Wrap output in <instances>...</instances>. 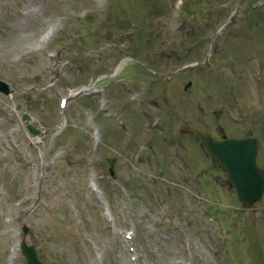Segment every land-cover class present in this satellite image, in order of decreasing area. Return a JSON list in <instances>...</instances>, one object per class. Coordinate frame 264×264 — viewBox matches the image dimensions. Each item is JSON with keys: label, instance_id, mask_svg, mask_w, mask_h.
<instances>
[{"label": "rangeland", "instance_id": "374dc122", "mask_svg": "<svg viewBox=\"0 0 264 264\" xmlns=\"http://www.w3.org/2000/svg\"><path fill=\"white\" fill-rule=\"evenodd\" d=\"M0 80V264H264V0H0Z\"/></svg>", "mask_w": 264, "mask_h": 264}, {"label": "water", "instance_id": "95a60500", "mask_svg": "<svg viewBox=\"0 0 264 264\" xmlns=\"http://www.w3.org/2000/svg\"><path fill=\"white\" fill-rule=\"evenodd\" d=\"M0 92L10 94L9 84L0 80ZM27 118V115H24ZM30 131H38L31 125ZM204 147L210 156L226 171L229 180L236 190L240 202L253 206L264 192V170L256 163L257 142L253 136L243 138L214 139L210 134L202 136ZM110 175L114 177L113 158L108 159ZM27 233V227L23 229ZM21 250L26 258L25 264H44L38 258L35 246L25 241L21 243Z\"/></svg>", "mask_w": 264, "mask_h": 264}]
</instances>
